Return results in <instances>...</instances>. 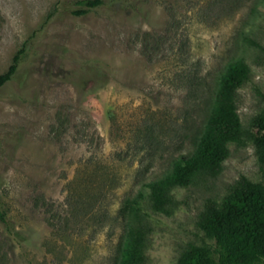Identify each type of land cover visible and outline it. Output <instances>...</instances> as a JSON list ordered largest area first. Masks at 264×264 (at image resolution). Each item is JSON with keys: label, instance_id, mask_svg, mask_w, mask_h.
I'll use <instances>...</instances> for the list:
<instances>
[{"label": "rangeland", "instance_id": "rangeland-1", "mask_svg": "<svg viewBox=\"0 0 264 264\" xmlns=\"http://www.w3.org/2000/svg\"><path fill=\"white\" fill-rule=\"evenodd\" d=\"M0 0V264H121L131 226L147 231L140 264H176L208 199L241 177L264 184L252 118L264 108V0ZM243 58V140L216 175L171 189L166 211L143 182L187 153L226 63ZM139 191V210L126 200Z\"/></svg>", "mask_w": 264, "mask_h": 264}, {"label": "trees", "instance_id": "trees-1", "mask_svg": "<svg viewBox=\"0 0 264 264\" xmlns=\"http://www.w3.org/2000/svg\"><path fill=\"white\" fill-rule=\"evenodd\" d=\"M75 14H84L103 0H75ZM27 41L14 53L7 69L0 73V86L16 72ZM250 68L243 58L226 63L213 87L204 78L208 101L197 130L191 135L192 148L168 161L160 175L143 182L149 190L150 206L166 211L172 188L186 186L199 172L216 175L229 154V143L243 140L244 129L237 107V90L249 78ZM264 100V94L262 95ZM254 141L264 159V108L252 118ZM143 192L126 200L130 211L139 210ZM0 220L6 213L0 208ZM197 225L213 240V247L188 243L176 264H264V184L241 176L221 201L208 199L197 218ZM147 231L131 226L121 251V264H140L145 258Z\"/></svg>", "mask_w": 264, "mask_h": 264}]
</instances>
